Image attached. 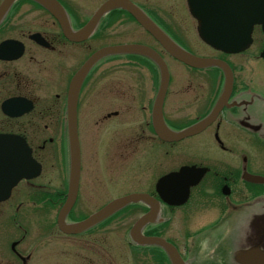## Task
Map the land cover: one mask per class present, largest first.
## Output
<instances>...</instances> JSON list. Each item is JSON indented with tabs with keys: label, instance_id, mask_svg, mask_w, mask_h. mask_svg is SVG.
Masks as SVG:
<instances>
[{
	"label": "flooded vegetation",
	"instance_id": "obj_1",
	"mask_svg": "<svg viewBox=\"0 0 264 264\" xmlns=\"http://www.w3.org/2000/svg\"><path fill=\"white\" fill-rule=\"evenodd\" d=\"M106 1L55 0L59 10L60 6L64 10L74 32L79 31ZM130 1L177 45L197 56L185 47L184 41L178 40L172 28L176 29V26L164 18L163 12L146 7L141 0ZM182 5L184 7V3ZM82 7L92 8V12L84 15ZM124 20L142 30L130 33L143 34L148 43L142 45L155 50L167 64L169 81L162 102V120L168 131L178 132L193 126L206 119L222 98L223 104L216 117L199 133L179 141L163 140L158 136L154 121V104L160 83L158 68L141 56H107L90 68L79 90L76 127L80 156V132L83 126L88 134H107V151L115 148L112 144L114 137L123 135L127 137L121 147L122 152H129V149L136 151L140 159L152 154L155 158L160 153L161 157L166 156L165 162L156 163L158 173L144 178L145 182L151 180L148 187H143L145 190L123 195L142 193L158 201L157 216L153 222L144 226L142 234L164 238L178 249L187 264H228L227 259H236L240 250L258 248L264 252V183L247 180L248 175L264 179V159H261L264 153V30L261 25L253 27L249 46L231 54L215 51L198 38L207 48L200 51L207 53L197 57L220 60L230 70L232 85L231 90L226 91V73L223 69L195 68L175 60L124 11L115 10L104 14L86 40L72 42L66 38L60 26V16L54 15L38 1L0 0V136L22 137L33 159L40 165L37 177L20 181L11 190L10 196L0 202V213L8 215V219L14 216L22 206V203L16 202L17 198L25 196L39 214L47 212V217L56 216L52 217L51 224L37 226L40 228L38 230L50 232L54 240L60 239V236L85 237L84 242L89 247L92 245L89 240L93 238L92 235L97 231H106L111 226L113 217L83 234L67 236L60 233L56 218L67 195L66 102L70 81L90 55L112 45V36H109L111 28L117 21L125 23ZM168 27H171V31ZM121 44L124 43L114 45ZM116 59L124 61L116 65L113 63ZM168 59L173 62L174 74L170 73ZM179 66L186 68L187 72L179 73ZM114 70L120 71V74L114 76ZM130 72L132 76L137 73L135 78H143L144 83L138 86L129 84ZM175 77L176 83L173 82ZM129 87L133 89L132 95ZM201 138L203 142H199ZM209 143L227 158L217 162L209 161L204 155L198 158L190 151L198 148L204 150ZM188 150L192 156L186 164H176V153H188ZM125 154L121 153L120 158L124 159ZM59 156L60 176H55ZM185 166L205 169L206 172L200 182L190 189L189 197L183 205L169 206L159 198L156 183L160 178ZM48 168L52 170L47 178L43 174H48ZM84 168L81 160L77 197L66 218L67 223L78 222L89 216H72L80 202L79 195L84 190ZM140 168L147 172L145 167ZM138 181L143 183L140 177ZM191 202V211L200 212L203 223L191 228L187 224L189 215L180 217L184 218V238L187 240L181 249L175 239L165 236V231L177 213L180 214L182 208ZM132 206L120 216L122 219L134 217L124 234L128 244V264H131L130 259L134 256L137 259H149L146 253L151 252L153 257L150 256V259L155 264H169L162 249L138 246L130 238L131 227L150 211L149 205L144 203ZM232 220H235L234 225L229 224ZM14 221L12 218L11 222L15 224ZM109 239L99 247L95 245L97 250L94 253L100 257L96 259H105L104 264H113L109 254L111 250L106 246L108 244L111 247ZM19 244L17 240L10 241V255L0 254V264H34V248L30 247L23 253L16 249ZM94 257L77 256L74 258L75 264H93ZM248 259L264 258L253 256ZM55 261L60 264V259ZM123 263L127 264V260ZM45 264L55 262L49 259Z\"/></svg>",
	"mask_w": 264,
	"mask_h": 264
},
{
	"label": "water",
	"instance_id": "obj_2",
	"mask_svg": "<svg viewBox=\"0 0 264 264\" xmlns=\"http://www.w3.org/2000/svg\"><path fill=\"white\" fill-rule=\"evenodd\" d=\"M57 17L60 26L69 41L82 42L95 30L101 17L114 9L128 12L138 24L146 30L173 58L195 68L218 67L225 71V89L231 90V72L222 61L199 58L185 51L170 40L147 16L129 0H108L79 31H72L66 14L55 0H36ZM191 16L197 22L199 38L208 46L224 53H235L246 48L251 42L254 25H262L264 30V0H187ZM134 54L150 59L160 71V85L154 104V121L158 136L166 141H179L203 130L218 114L223 98L214 106L211 114L203 121L179 132H170L162 120V102L167 90L169 75L166 64L153 49L137 44L104 47L94 52L76 72L68 88L66 115L69 140V184L66 201L58 213L57 224L60 231L67 235L83 233L99 224L120 209L132 203L144 202L150 211L142 216L130 230L131 239L141 246H158L167 254L171 264H185L177 250L160 237H147L142 229L154 221L158 211V201L145 194H130L117 198L86 219L67 224L65 218L74 204L77 195L80 174V149L76 127V104L80 86L90 68L102 58L110 55ZM39 166L32 159L31 151L23 139L15 136H0V201L6 199L10 190L22 179H29L38 174ZM204 173V169L183 167L177 173L159 180L157 191L162 201L169 205L184 203L191 186H194ZM250 181L264 183L260 177H250ZM253 256L264 258V252L258 248L240 250L236 254L238 264H264V259H248Z\"/></svg>",
	"mask_w": 264,
	"mask_h": 264
},
{
	"label": "rangeland",
	"instance_id": "obj_3",
	"mask_svg": "<svg viewBox=\"0 0 264 264\" xmlns=\"http://www.w3.org/2000/svg\"><path fill=\"white\" fill-rule=\"evenodd\" d=\"M141 2L149 8L154 10H159L163 12L164 18L171 21L173 25L176 26V29L172 26L173 30L176 33L178 40L185 42V47L192 53L197 56H202L206 54L205 51H200L203 48L207 49L196 35V22L189 16L187 8H185V0H141ZM184 3V7L183 4ZM92 8L82 7L81 11L84 15H89L92 11ZM186 10V14H185ZM125 23L115 22L111 28L110 41L112 45L115 43L122 42L124 44H146L148 39L141 33L131 34L130 32L142 31L139 27L137 28L134 23L124 20ZM169 28V27H168ZM171 28V27H170ZM169 30L171 31V29ZM178 34V35H177ZM140 37H138V36ZM109 39V38H108ZM102 42H105L102 39ZM197 48V50H195ZM204 50V49H203ZM124 59L113 60L114 64L123 63ZM168 67L170 73L174 72L173 62L168 59ZM179 73L187 72L186 68L179 66ZM115 69V68H114ZM114 76L120 74V71L114 70ZM174 74V73H173ZM135 75L132 76V73H129V84L135 86L141 85L144 83L143 78H135ZM133 78V79H132ZM117 79V78H116ZM177 81L176 77L173 82ZM176 83V82H175ZM174 83V84H175ZM130 95L133 94V89L129 87ZM119 119V118H118ZM135 121V120H133ZM84 124V123H83ZM127 137V136H126ZM124 136H115L114 144L115 148L112 147V151H107L106 143L109 140L106 133H87L84 126L82 127V132H80V138H82V148H81V160L84 164V169H82L83 181L85 182L83 193L79 195L80 202L75 208V212L72 214L73 217L78 218L81 216L91 215L96 212L100 207H103L105 204L124 196L123 194L129 192L143 191V187H148V183L151 180L145 182V177L153 175L155 176L158 171L156 170V163L165 162L166 156L161 157L162 153L157 154L154 158V154L150 156L139 157L138 153L132 152L129 149V152H122V145L125 143ZM203 138L199 140L202 141ZM203 142V141H202ZM198 158L205 156L209 161H221L226 159L227 156L222 153L216 146L212 143H209L207 148L204 150L192 149ZM186 152L176 153L178 155L175 157L176 164H186V162L191 158L192 154H189V150ZM108 153L110 156L108 157ZM121 153H126L124 159H121ZM107 155V158H106ZM127 156V157H126ZM111 159V161H110ZM261 159H264V153L261 155ZM108 162V163H107ZM171 162V160H170ZM264 162V161H263ZM140 166L145 167L146 173L142 171ZM56 174L55 176H60V156L58 157V163L56 164ZM52 168H48V174H43L44 177H50V171ZM67 173V172H66ZM66 175V174H65ZM141 178L143 183H139L138 178ZM85 178V179H84ZM25 196L17 198L16 202L18 204L22 203L20 209L14 213L8 219V215L3 212L0 213V254L9 256V243L11 240H17L20 244L16 249L20 252H25L30 247L34 248L33 262L34 264H45V262L51 259L56 264V259H60V264H75V259L77 256H89L94 257L92 259L93 264H104L105 259H96L98 253H94L97 250L96 246H101V243L107 239L110 242L111 247L106 244L107 249L111 250L109 252L110 259H113V264H124L125 259L128 262V244L126 243L124 234L127 229L133 222L134 217L131 218H120L122 213H126L131 209L132 205L124 208L123 210L117 212L111 220L110 227L108 230L97 231L93 238H89L92 245L89 247L84 242L85 237H64L60 236V239H52L50 232H44L37 226L51 224L53 222L51 216L47 217V212L39 214L34 210L30 203L26 200ZM193 203H189L184 206L180 211V214L177 213V216L171 221L170 227L165 231V236H170L175 239V242L183 249L184 241H187L184 238L185 228H183L184 218H180L182 215L185 217L189 215L188 226L194 227L203 223V215L198 212H192ZM0 211H2L0 209ZM119 215V216H118ZM117 216V217H116ZM15 219V224L11 222V219ZM229 224L234 225L235 220L229 222ZM187 226V227H188ZM186 227V228H187ZM79 238V239H78ZM96 240V242H94ZM111 240V241H110ZM100 244V245H99ZM96 245V246H95ZM93 246V247H92ZM104 247V244L102 245ZM86 248H88L86 250ZM92 249V250H91ZM103 252V251H102ZM104 253V252H103ZM102 254V253H101ZM143 254V253H141ZM145 254V253H144ZM149 256V259H137L131 257V264H155V261L150 259L153 257V252L146 253ZM145 254V255H146ZM158 257V256H154ZM138 260V261H137ZM186 260V259H185ZM201 261L203 259H200ZM197 261V260H196ZM234 264H237L236 262Z\"/></svg>",
	"mask_w": 264,
	"mask_h": 264
}]
</instances>
